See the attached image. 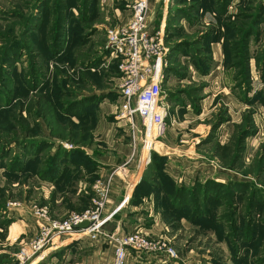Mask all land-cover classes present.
<instances>
[{
  "label": "rangeland",
  "instance_id": "374dc122",
  "mask_svg": "<svg viewBox=\"0 0 264 264\" xmlns=\"http://www.w3.org/2000/svg\"><path fill=\"white\" fill-rule=\"evenodd\" d=\"M132 1L90 0L85 7L81 0H0V221L7 222L0 255L10 254V264H21L17 256L41 231L37 208L51 219L85 211L95 181L117 170L102 172L85 154L86 146L106 145L95 137L102 112L121 122L113 141L132 143L117 116L119 61L107 45V28L128 19ZM148 14L168 48L170 134L155 141L141 182L146 195L160 198L146 220L135 218L146 233H131L167 241L177 252L148 254L146 264H245L252 253L264 264V0H151ZM73 99L92 103L85 122L80 112L68 115ZM165 142L183 151L192 144L186 151L193 154H184L198 158L188 175L187 161L167 168ZM140 143L135 150H144ZM176 185L190 193L197 187L190 205L201 210L160 207L168 199L161 192ZM156 224L163 231L147 232ZM78 240L25 264H85L95 242Z\"/></svg>",
  "mask_w": 264,
  "mask_h": 264
},
{
  "label": "built area",
  "instance_id": "2783aa9c",
  "mask_svg": "<svg viewBox=\"0 0 264 264\" xmlns=\"http://www.w3.org/2000/svg\"><path fill=\"white\" fill-rule=\"evenodd\" d=\"M149 0H133L129 5L131 13L127 20L107 28V45L119 61L118 118L129 126L133 147L141 140L143 149L149 152L166 131L169 117V103L163 89L164 68L167 64V45L163 29H151ZM107 190L94 201L93 207L80 213H73L66 219H51L47 210L37 208L35 213L44 220L38 236L17 256L21 264L35 255L43 254L50 245L74 236L91 242L102 238L114 242L113 264H128L130 250L138 254H157L167 258L176 257V250L167 242L150 240L140 232L120 236L105 229L113 212L106 214ZM87 221L86 227L80 224Z\"/></svg>",
  "mask_w": 264,
  "mask_h": 264
},
{
  "label": "crops",
  "instance_id": "0c3cea01",
  "mask_svg": "<svg viewBox=\"0 0 264 264\" xmlns=\"http://www.w3.org/2000/svg\"><path fill=\"white\" fill-rule=\"evenodd\" d=\"M118 4L122 7L123 6L125 8L127 7V5L121 4V2H119ZM149 4H151V0H149ZM128 12L131 13V10L129 9ZM128 17L129 15L127 16V18ZM124 20H122L121 22H124ZM148 22H149V18H148ZM149 25L152 30L158 27L157 24L152 25L150 22ZM166 101L169 103L167 96H166ZM103 117L104 115L102 112L95 129V137L100 136V139L106 140V145L103 146V144H101V145H97V147L92 146L91 148H89V146H86L84 148L85 154L93 158V160H95L100 167L102 166L101 167L102 172H104L105 170L109 171V168L110 170H112L113 168L117 170H114L104 181L102 180L95 181L93 187L95 193L91 191L94 194V196L92 200L89 202L90 203L89 205H91L89 208L93 207L94 201L99 197H101V194L107 190L108 199L104 212L106 214H110L113 212V216L106 223L105 229L108 232H115L120 236L129 234L135 230L144 231L146 233V226H143L144 221L140 222L137 221L135 218L137 219L143 218V220H146V215H145L146 209H154V202L156 200L155 194L149 193L148 195H146V190L141 189V182L144 179H146V170L148 169V164L150 159L149 149L147 147L144 150L138 148H137L138 150L137 149L135 150L133 147V143H129L128 140L122 142L113 141L114 136L118 132L116 126L121 122L120 121L108 122L104 120ZM168 134H170V131L166 130L165 133L161 135L158 140H160L163 136H167ZM128 135L130 137V131ZM123 138L124 137H121V139ZM165 145L167 149L166 152H164V154L167 157L166 160L167 168L168 166L170 167L173 164L178 166L177 164L178 162L179 164H184L183 162L187 161L186 163L188 164H186L187 165L186 169L187 171H189L187 172L188 175L191 172V170L194 169L195 164L197 163L195 162V160H197L198 158L196 154H194L195 156L184 154V151L185 153L193 154L192 152L186 151L188 149L191 151L192 144L182 145V147L187 148L184 149V151L178 147L171 146L167 142H165ZM168 149L170 151H167ZM153 150H156L155 146ZM179 151L180 153H178ZM181 151L183 153H181ZM171 159H173L175 163L172 162ZM159 208L160 207H158L157 209ZM138 209H145V211H143V213L141 214V211L140 212L136 211ZM128 213H133L134 220L131 219L132 216L128 215ZM34 216L41 219L37 215ZM157 226H158L157 224L154 225L152 228L148 229L147 232H153L154 230H161V229L163 231V225H161L160 227L161 229H156L158 228ZM22 231L23 232L26 231L25 227H22ZM75 239L78 240V238H75L74 236H70L62 239L61 241L59 240L58 244L46 249L45 252L41 254V257L39 256L38 259L35 260V262L40 261L45 255H48L50 252L59 250L58 251L59 253L60 250H64L66 248L65 246L71 244L72 242L76 243V241L74 242ZM56 246H60V247H57L56 249H52V247L54 248ZM114 246H115L114 242H112L110 239L102 238L99 241H95L94 246L92 247L91 254L85 256L84 263L113 264ZM84 248L86 249L87 247ZM258 255L259 254L256 253L247 254L246 259L244 260V262H246L245 264H254V263L259 264L260 259L257 257ZM147 256L148 255H146L145 253L138 254L136 251L130 250L127 257V262L128 264H136V263L146 264V259H148L146 258ZM165 264H174V263L168 262Z\"/></svg>",
  "mask_w": 264,
  "mask_h": 264
},
{
  "label": "trees",
  "instance_id": "16d2710c",
  "mask_svg": "<svg viewBox=\"0 0 264 264\" xmlns=\"http://www.w3.org/2000/svg\"><path fill=\"white\" fill-rule=\"evenodd\" d=\"M81 1L84 2L85 7H86V3L90 0H81ZM80 21L83 22L82 19H80ZM236 30L239 31L240 28H236ZM245 36L246 35H244V38H245ZM91 106H92V103H89V104L86 103V105H84L83 99H81V100H74L73 99V101L69 100L68 106H67L68 115H71V110H74V112H78V113L80 112L79 113L80 119L85 122V119H86L87 114H88V108ZM70 137H72L71 134H70ZM166 160H167V157H165V161ZM147 171H148V169L146 170V173H147ZM214 185H216V183H214ZM175 187H176V189L171 191V192L170 191H162L161 192L163 194H166L165 197H168V199H167V201H163V202L160 201L158 204L160 207H164V209H171L172 208V209H198V210H201V207L198 204H196V205L191 204L190 205L191 202H193V201L195 202L194 198H196V196H197L196 194L198 193L197 187H194V189L191 193H190V189L188 187L185 188V187L178 186V185H176ZM148 193H153L156 195V198H160V195H158L159 192L150 191ZM167 194H169V196H167ZM206 196H210V195L207 193V195L205 194V197ZM209 199L213 200L214 198L210 197ZM169 202H171L172 206H170ZM212 204H213V201H212ZM213 208H207V209H213ZM0 225L7 227L6 220L0 221ZM249 231H252V229H249ZM235 233H236V231H235ZM248 234L249 233H246L245 237H249ZM257 244L262 245V241L258 240ZM258 245H256L257 247H255V250L258 248ZM260 245H259V247H260ZM14 262H15V259H12L10 254H5V255L1 254L0 255V264H10V263H14ZM41 264H46V263L43 262ZM136 264H140V263H136Z\"/></svg>",
  "mask_w": 264,
  "mask_h": 264
},
{
  "label": "water",
  "instance_id": "95a60500",
  "mask_svg": "<svg viewBox=\"0 0 264 264\" xmlns=\"http://www.w3.org/2000/svg\"><path fill=\"white\" fill-rule=\"evenodd\" d=\"M88 225H89V223L87 221H85V222H83V223L80 224L81 227H86Z\"/></svg>",
  "mask_w": 264,
  "mask_h": 264
}]
</instances>
